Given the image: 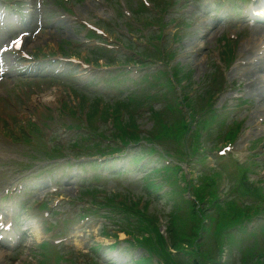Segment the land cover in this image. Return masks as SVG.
Returning a JSON list of instances; mask_svg holds the SVG:
<instances>
[{
    "label": "rangeland",
    "instance_id": "374dc122",
    "mask_svg": "<svg viewBox=\"0 0 264 264\" xmlns=\"http://www.w3.org/2000/svg\"><path fill=\"white\" fill-rule=\"evenodd\" d=\"M10 2L6 4L0 5V11H5V16L2 15L0 12V47L3 45H7V42L9 39L14 38L18 33L21 32V21L20 16L23 17L24 8L26 6L19 5V0H9ZM84 0H77L76 1V7L78 8V14L82 13L85 17L91 15L92 13L96 15H105V12H109L107 8H100V6L96 5L97 9L93 12H91V8L84 6ZM233 3L237 0H228ZM86 2H90V0H85ZM193 2V1H192ZM231 2H228L229 6ZM92 3V2H91ZM58 0H39L34 4V9L37 10L36 14H38L39 17L35 18L36 22L44 23L43 26H35V28L31 29L32 34L26 38L27 46L29 47L32 45V47H29V49H32V52L35 53V55H39L41 57H45L44 51H52V44L54 42H51L50 40L54 39L56 44L58 45V49L60 52L70 54V52L73 53L76 57L81 58L83 55H87L89 51L84 46L76 48L74 46L75 40L79 41L81 38V35L78 33L79 30L77 29L74 24H70L69 27H66V21L60 20L54 23L53 28H45L46 23L52 21L54 16H56L59 12H61L58 7ZM98 4V2H97ZM205 5L207 3H204ZM179 6V5H178ZM205 7H202L201 10H198L193 15L192 21L194 23L192 24L190 29H185L181 31V41L178 45V54L176 55V59L180 61V56L183 55L185 58L183 61L180 62V65H183L184 68L189 71L190 69H193V73L199 74V76H203L204 73L209 69L207 68V63L209 61L208 56H212V47H214L215 44L219 41V37L221 36L217 32V26H214V17L216 16V13L210 14L209 12H206L204 10ZM11 9H14L15 12H13ZM186 10L185 6H182V11ZM173 17L178 18L177 15H172ZM202 19H206L204 22H206V25L202 24ZM8 22V23H7ZM65 22V23H63ZM61 24V27L59 25ZM9 26V29H8ZM15 26V28L13 27ZM203 26H207L208 29L203 35V39L201 41L204 43L202 48H199L195 45V41L197 40V34L199 31H201V28ZM174 28V29H173ZM176 25H170L169 29H167V35L169 31L173 29L175 30ZM258 29L249 31L247 33H239L240 36L238 37L236 41V45H238L237 51H239L240 45L239 43L244 39L248 38L250 40L252 39H258V37H261L264 39V30H261V28L264 29V26H258L256 27ZM171 33V32H170ZM37 40V43L34 42ZM63 40V41H62ZM72 41L71 43L67 41ZM65 41V42H64ZM43 47V50L41 48ZM45 48V50H44ZM75 48V49H74ZM209 51V52H208ZM210 53V54H209ZM212 58V57H211ZM0 59H7L9 61V65L7 68H5L3 71L0 68V186L2 183H5L3 181H8L10 179V176L12 175V171L15 169V165L12 163L14 162L11 160V158L7 159L8 153H17L13 154L14 158L21 157L20 155L22 153L26 152L28 153V150H25V146L20 145L19 143L14 144L13 142H9L8 140L13 137V131L16 130L17 125L20 124L21 119H35L37 118L40 113L47 112V107H52L53 109L59 105V101L61 99V95L63 94L62 89L64 88L60 82H65L63 78L60 79H53V78H39V82L31 81V83L28 82L26 85V78L23 79H15L13 76L12 71L14 70H22V65H18V61L15 59L14 56L12 58L9 57V55H1ZM173 70V69H172ZM7 71H10L7 73ZM174 71V70H173ZM242 71H245L244 73H251V70H248L245 67L238 68V72L241 73ZM249 71V72H248ZM5 72V73H4ZM237 72V73H238ZM4 73V74H3ZM192 73L193 76H195ZM236 73V71L233 72V74ZM2 74V75H1ZM72 75V74H71ZM71 77L74 79V81L78 82L79 85H101V80L95 78L93 79V82L90 83L89 79H86L85 77ZM249 77V74H248ZM59 78V77H57ZM193 78V77H192ZM243 80V84L245 85L246 79L240 77ZM239 78V80H240ZM236 82H238V79H236ZM241 92L244 93L243 86L240 88ZM2 94V95H1ZM245 96V95H244ZM55 111V109H54ZM246 112L249 111L245 116H247L246 122H244L243 126H249L251 125L254 119H256L258 115H262V106L259 108H255L251 105L250 109L245 110ZM241 115H244L243 113H239L238 117L240 118ZM252 120V121H251ZM260 140V139H259ZM260 142V141H259ZM11 143V144H10ZM14 144V145H12ZM261 146L264 145V141L260 142ZM19 147V150L17 151L16 146ZM260 146V145H259ZM263 147H259V151L263 150ZM32 153L27 154L28 159L32 158ZM117 164V163H115ZM115 166V165H114ZM253 167L256 169V173H262L264 172V168L262 166H256L253 165ZM127 168H132L131 173L128 175L121 174L119 177H102L100 179V183L103 184V187L108 192L109 190L112 192L113 195L119 194L121 195L127 202L128 198L131 195L130 192H134V196L136 199V202L138 204V207H142L144 203L148 205V207H158V202L150 201V198L147 201H144L143 204L139 202V198L143 196V187L139 181H137V178L141 175L138 170H135L134 167L127 166ZM78 168L75 167H64V169H55L51 172H42V174L34 175L30 174L27 177H25L24 181H28V184L34 185L37 182H41L42 179H45L43 181L54 179H59V183L57 186H59V193L66 197V199L69 196H72L76 192V186L75 182L79 179V177L74 176L73 172L77 171ZM196 170V169H195ZM199 170V169H197ZM196 170V171H197ZM59 172V173H58ZM111 179V180H110ZM39 184H35V187L37 188ZM51 186V185H50ZM50 186H47L44 188L45 190H50ZM34 191V189L32 188ZM38 189H36L37 192ZM156 197L155 195H152V198ZM30 198L35 201L38 200L37 196L35 198L34 194H30ZM244 200L251 201V198H248L247 196L244 197ZM32 201V202H33ZM163 201V200H162ZM31 203H28L26 205H31ZM39 202H37L38 206ZM25 205V207H26ZM145 205V204H144ZM27 208H25L26 210ZM31 209V208H30ZM73 209V208H72ZM150 209V208H149ZM33 210V209H31ZM29 211L26 210L25 213L27 216H35L38 220V218L43 219V210L44 209H38V211ZM58 210V209H57ZM179 214L183 220L179 221V227L180 229L185 228V224L188 222V219H185V215L183 214V209H179ZM65 208H63L62 211H59L58 213H64ZM36 213V215H35ZM115 218L111 217L109 220H105L104 218H91L87 224L84 225V227H81L80 229H77L75 231H78L76 238L68 239L66 242L68 245L74 246L76 249H81L83 251H86L88 247L92 244H98L101 245L100 253H103L102 255L104 257L109 256V254H112V250H114L113 247L108 246L111 243L115 241V238L121 241L117 245L118 250L121 251L120 258L121 261H125L123 264H134V261H131L132 258L137 257L139 254L143 252V250L139 249L135 245L132 246L128 244V242H125L126 239H129L123 232L120 233L119 231L121 228L115 226ZM39 222V221H38ZM105 227V228H104ZM103 231H109L110 234L115 233V236H107ZM83 232L82 236L79 234ZM32 236H28L25 241L23 240V243L16 249H9L6 246L0 245V264H37L39 259V251H38V242H40L43 239V236L40 235L39 239L37 240L36 237L33 235V232L31 233ZM124 234V235H123ZM201 247L205 248L206 250H212V240L209 235V237L205 238L204 241L201 243ZM90 254V253H89ZM88 254V255H89ZM214 256V252L212 253ZM211 254V255H212ZM227 250L225 249L223 252V257H226ZM235 253H232V256H234ZM78 257V256H76ZM81 258V257H80ZM177 259H181V257H177ZM231 258V262H232ZM235 261V260H234ZM94 262L96 264H107L108 262L105 261L103 258L99 259V262L94 259ZM101 262V263H100ZM50 264L52 261L49 262ZM42 264V262H41Z\"/></svg>",
    "mask_w": 264,
    "mask_h": 264
},
{
    "label": "trees",
    "instance_id": "16d2710c",
    "mask_svg": "<svg viewBox=\"0 0 264 264\" xmlns=\"http://www.w3.org/2000/svg\"><path fill=\"white\" fill-rule=\"evenodd\" d=\"M193 192L196 195L197 199L200 200V195H199L198 191L194 190ZM210 196H211L210 200H213L215 198V191L213 193H211ZM188 212H189V216H190L191 219H193L194 216H196L200 220L201 227H203V228H206L207 227L206 224H204L203 222H201L204 217H207V214H206V212L204 210H202V209L197 210L195 208V204L192 203V202H190ZM201 214H202V217H201ZM236 216H237V213H236ZM172 217H174V220H172V225L169 224L170 225V227H169V233H170V237H171V245L175 249H177V250L178 249L185 250L184 247H183V245H181V242L183 241L184 243L186 242L188 244L190 242H192L193 237H195V235L193 234V231L196 229V225L190 224V230H189V233L188 234H184V233L181 232L185 236V239L182 238L181 241H180L179 240V237H178V235H179L180 232H178V233L175 232V229H176V226L175 225L177 224L178 215H175V216L172 215ZM224 221L225 220L223 218L217 220V222H216L217 226H216V232H215L216 234H218V235L221 234L222 228H224V226H225ZM156 232H157V230H156ZM157 238L159 239L160 246H162L163 244H165L164 238L161 237L158 234V232H157ZM186 243H185V245H186ZM193 251L198 252L197 248H193V249H190L189 251H187V253L190 254V253H193ZM192 264H197L196 263V258H194L192 260Z\"/></svg>",
    "mask_w": 264,
    "mask_h": 264
},
{
    "label": "bare ground",
    "instance_id": "6f19581e",
    "mask_svg": "<svg viewBox=\"0 0 264 264\" xmlns=\"http://www.w3.org/2000/svg\"><path fill=\"white\" fill-rule=\"evenodd\" d=\"M33 235L36 237V239L38 240L40 235H41V232L40 230H38L37 228L35 229V231L33 232Z\"/></svg>",
    "mask_w": 264,
    "mask_h": 264
}]
</instances>
